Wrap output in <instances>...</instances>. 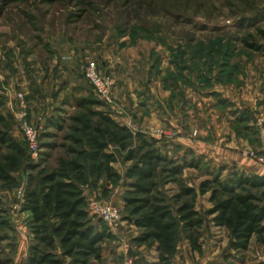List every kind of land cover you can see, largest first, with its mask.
Instances as JSON below:
<instances>
[{
    "label": "rangeland",
    "instance_id": "1",
    "mask_svg": "<svg viewBox=\"0 0 264 264\" xmlns=\"http://www.w3.org/2000/svg\"><path fill=\"white\" fill-rule=\"evenodd\" d=\"M251 45L258 46V51L248 47ZM88 62L113 80L106 73L108 68L120 67L124 74L132 75L134 81L148 88L152 86L153 76L162 71L167 83L171 78L176 79V72L190 71L193 83L205 90L218 84L235 83L236 76L243 75L245 66L250 65L260 74L264 91V0H0V95L5 103L1 112L9 119L13 136L20 143H26L17 122V114L21 112L17 96H22L26 121L38 135L39 153L35 160L30 158V162L40 165V169L50 170L56 159L63 156V145H68L64 136L68 133L70 118L79 113L77 102L80 99H95L102 107L94 109L105 108L111 115L116 112L113 91L110 102L102 101L84 78ZM73 84L85 90L83 97L75 99L71 91ZM23 85L37 89L41 95L37 97L35 93L31 100ZM7 103L10 110L6 113ZM247 115L257 147L242 152V156L259 169L262 166L257 161L256 124L258 120L264 121V107ZM190 133L193 138L198 135L197 130ZM144 134L160 141L158 147L166 156L196 166L183 172L190 186L197 187L219 168H224L220 179H225L231 170L251 175L235 166H217L199 157L175 153L173 141L178 134L174 130L147 128ZM26 146L28 150L27 143ZM117 158L114 168L119 179L116 182L107 183L87 176L86 186L82 188L94 223L100 219L93 214V205H107L120 211V219L115 224L101 223L112 239L101 244V259H92L90 264H123L127 259L143 264L137 260L139 252L119 253L116 247L115 228L130 230V235L138 232L123 211L127 190L124 174L130 163H125L120 154ZM36 174L37 171L24 168L14 174L16 185L13 188L0 189L1 207L9 223L8 229H0L4 237L0 242V264H25L31 234L30 214L23 210L24 194L28 176ZM175 189V185L170 184L163 192L169 196ZM211 207L205 198L196 204L204 219L201 251H191L181 236L170 264L174 261L264 264V245L258 244L254 237L246 251L236 252L229 248L231 239L225 229L209 227L210 217L206 212ZM128 243L133 247L131 241Z\"/></svg>",
    "mask_w": 264,
    "mask_h": 264
},
{
    "label": "trees",
    "instance_id": "2",
    "mask_svg": "<svg viewBox=\"0 0 264 264\" xmlns=\"http://www.w3.org/2000/svg\"><path fill=\"white\" fill-rule=\"evenodd\" d=\"M4 104L0 95V189L13 188L14 174L24 168L37 171L35 177L28 176L24 194L23 210L30 214L31 234L25 264H90L101 259V244L112 236L101 220L93 222L82 188L87 176L116 182L118 154L130 163L124 174L123 211L138 230L131 243L154 250L157 262L152 264H170L181 236L191 251H201L204 219L196 204L206 194L212 205L206 214L214 227L228 232L231 250L246 251L253 237L264 245V174L231 170L220 179L224 168H219L197 187L190 186L183 172L196 168L194 164L176 162L161 152L158 140L118 123L105 108L94 109L102 107L95 99L77 102L79 113L67 126L63 156L50 170L40 169L30 162L26 143L13 136L9 119L1 112ZM170 184L176 189L167 196L163 188ZM1 206L0 199V229H8ZM3 239L0 235V242Z\"/></svg>",
    "mask_w": 264,
    "mask_h": 264
},
{
    "label": "crops",
    "instance_id": "3",
    "mask_svg": "<svg viewBox=\"0 0 264 264\" xmlns=\"http://www.w3.org/2000/svg\"><path fill=\"white\" fill-rule=\"evenodd\" d=\"M108 71L106 73L116 82L113 98L117 109L112 117L118 123L142 133L147 128L174 130L178 134L173 141L175 153L199 157L203 162L217 166H235L250 174H264L262 167L257 169L251 160L242 156V152L257 147L254 130L251 128L252 122L247 114L264 107L261 78L254 67L245 66L243 75L232 77L235 78V83L218 84L211 90L198 88L193 83L190 71L176 72V79L171 78L169 83L164 79L165 71H162L153 76L151 88L139 85L132 75L124 74L120 67L112 65ZM65 74L68 76L67 71ZM166 83L168 89L165 87ZM22 89L29 93L31 100L34 98L33 94L36 93L37 97L41 95L37 89H29L28 85H23ZM71 91L75 99L86 93L79 84L78 87L73 84ZM5 109L6 113L10 110L9 103L5 105ZM193 130H197L196 138L191 136L190 132ZM208 197V194L200 196L197 205L200 199L205 198L208 201ZM197 210L200 211L199 208ZM208 224L214 230H223L213 226L211 217ZM113 231L117 235L116 247L119 253L135 250V253L139 252V255L136 254L139 257L137 260L142 263L157 262L154 250L134 245L132 247L128 243L138 232L130 235V230L115 228ZM172 264L182 263L174 261Z\"/></svg>",
    "mask_w": 264,
    "mask_h": 264
},
{
    "label": "built area",
    "instance_id": "4",
    "mask_svg": "<svg viewBox=\"0 0 264 264\" xmlns=\"http://www.w3.org/2000/svg\"><path fill=\"white\" fill-rule=\"evenodd\" d=\"M83 75L98 99L106 102L111 101L115 82L110 76L102 75L92 62L87 63ZM17 97L20 99L19 104L21 107L20 114H17L18 128L28 145L30 158L35 160L39 153L38 135L36 130L31 128L26 121L25 102L22 96L18 95ZM256 126L259 138V156L257 157V161L264 168V121L262 119L258 120ZM161 133L159 132V134ZM18 193L20 196L23 195L22 192ZM91 210L103 223L109 226L115 224L120 219V211L107 205H93L91 206ZM123 264H134V261L127 259Z\"/></svg>",
    "mask_w": 264,
    "mask_h": 264
}]
</instances>
